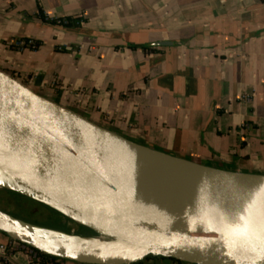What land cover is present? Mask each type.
<instances>
[{
	"label": "crops",
	"instance_id": "1",
	"mask_svg": "<svg viewBox=\"0 0 264 264\" xmlns=\"http://www.w3.org/2000/svg\"><path fill=\"white\" fill-rule=\"evenodd\" d=\"M0 69L135 143L264 175L263 0H0Z\"/></svg>",
	"mask_w": 264,
	"mask_h": 264
},
{
	"label": "water",
	"instance_id": "2",
	"mask_svg": "<svg viewBox=\"0 0 264 264\" xmlns=\"http://www.w3.org/2000/svg\"><path fill=\"white\" fill-rule=\"evenodd\" d=\"M0 187L95 234L44 228L0 210V233L59 260L264 264V175L135 143L1 69Z\"/></svg>",
	"mask_w": 264,
	"mask_h": 264
},
{
	"label": "rangeland",
	"instance_id": "3",
	"mask_svg": "<svg viewBox=\"0 0 264 264\" xmlns=\"http://www.w3.org/2000/svg\"><path fill=\"white\" fill-rule=\"evenodd\" d=\"M0 210L33 225L68 234L72 233L79 236H91L89 230L74 224L72 221L64 218L57 212L23 196H16L13 193H9L8 190H5L2 187H0ZM164 260L168 259L164 258ZM66 263L68 264L69 262L64 260V264ZM145 263L146 262H143L142 264Z\"/></svg>",
	"mask_w": 264,
	"mask_h": 264
},
{
	"label": "built area",
	"instance_id": "4",
	"mask_svg": "<svg viewBox=\"0 0 264 264\" xmlns=\"http://www.w3.org/2000/svg\"><path fill=\"white\" fill-rule=\"evenodd\" d=\"M264 1V0H263ZM54 23H56L57 25H66L67 22H65L64 20H60V19H56L54 20ZM17 48L19 49H23V48H30L32 50H34L35 48V42L31 39L29 40H23V41H19L17 43ZM0 249L2 251H10L12 253H22L24 255H26L27 260L31 263L34 264H40L43 261V257L41 256V253L24 245L21 243H18L14 240L9 239V241L7 242V244H5L4 246H1ZM46 264H64L63 260H56V261H52V260H46L45 261Z\"/></svg>",
	"mask_w": 264,
	"mask_h": 264
},
{
	"label": "trees",
	"instance_id": "5",
	"mask_svg": "<svg viewBox=\"0 0 264 264\" xmlns=\"http://www.w3.org/2000/svg\"><path fill=\"white\" fill-rule=\"evenodd\" d=\"M72 25V22H70V21H68L67 22V24L66 25H64V26H71ZM35 48H34V50L35 49H37L38 48V46H39V44H37V43H35ZM9 193H13V192H10L9 191ZM14 195H16V196H19V195H17V194H15V193H13ZM90 235L91 236H93V235H95L93 232H91L90 231ZM41 256L43 257V261L40 263V264H46L45 263V261L46 260H52V261H56V260H58L57 258H53V257H50V256H47V255H45V254H42L41 253ZM150 259H153V258H147V259H145L144 261H146V260H150ZM159 259H162V260H164V258H159ZM169 261H172V262H174V263H176V264H186V263H184V262H181V261H179V260H175V259H168ZM144 261H142V262H138V263H135V264H142ZM69 262V261H68ZM70 264H74V263H72V262H69Z\"/></svg>",
	"mask_w": 264,
	"mask_h": 264
}]
</instances>
